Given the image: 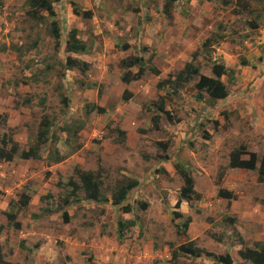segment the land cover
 I'll list each match as a JSON object with an SVG mask.
<instances>
[{
    "label": "rangeland",
    "instance_id": "1",
    "mask_svg": "<svg viewBox=\"0 0 264 264\" xmlns=\"http://www.w3.org/2000/svg\"><path fill=\"white\" fill-rule=\"evenodd\" d=\"M50 1L55 17L40 14L57 22L58 45L49 23L28 20L27 0H0V46L7 48L0 53V140L5 136L19 151L29 149L44 117L57 138L45 145L40 160L0 162L4 259L12 264H217L213 257L177 253L179 245L193 240L214 256L229 254L232 264H250L237 252L241 241L250 248L264 246V178L255 170L229 167V156L241 151V159L255 154L259 161L264 155V0ZM75 7L91 11V18L75 16ZM220 24L222 40L203 49ZM73 29L87 54L67 52ZM68 57L88 62L87 73L80 65L67 70ZM129 57L142 58L147 68L155 65L158 75L146 71L127 89L119 83L126 72L120 61ZM187 63L208 77L214 64L223 65L231 73L220 78L227 97L211 101L204 94L197 101L198 77L175 96L168 85L157 88ZM125 88L132 94L128 101L122 99ZM156 142L168 149H158ZM55 147L64 158L50 163L47 148ZM164 154L168 161H159ZM176 164L190 171L201 196L178 209L183 183ZM83 171L100 173L104 198L133 175L141 186L120 205L111 198L88 202L70 185L79 184ZM219 189L235 198H219ZM23 196L30 197L26 207ZM174 211L182 218L173 220ZM187 217L191 222L183 230Z\"/></svg>",
    "mask_w": 264,
    "mask_h": 264
},
{
    "label": "trees",
    "instance_id": "2",
    "mask_svg": "<svg viewBox=\"0 0 264 264\" xmlns=\"http://www.w3.org/2000/svg\"><path fill=\"white\" fill-rule=\"evenodd\" d=\"M58 1V0H54ZM28 6H29V14H28V20L31 22H37L40 25H46L49 23V34L54 38V41L56 45H58V40L60 37L57 22L55 20H52L50 22H47L46 16H43L40 14V12H45L48 17H55V12L52 6V1L50 0H27ZM225 3V2H224ZM73 5V4H72ZM75 6V5H73ZM242 7L245 8L244 4H241ZM73 14L75 16H82V18H91L92 13L89 10H81L78 7L74 8ZM258 15H256L255 18H257ZM252 25V24H250ZM223 25L220 24L217 28V32H214L210 35L209 38H207L203 44L202 48L206 49L207 47H211L213 44H218L223 36L219 32L221 29H223ZM255 29V28H254ZM78 31L76 29H73L69 34V40L66 43V49L68 53H81V54H87V45L85 42L80 40L77 37ZM126 46H123V49H125ZM7 50L6 46H0V53H3ZM12 51H14V48H12ZM196 57L193 56V59ZM78 61V62H77ZM148 61V60H147ZM149 63V62H148ZM67 64V70L75 69L78 65L81 67V71H84L87 73L89 65L86 62L79 61L76 59H73L71 57H68L66 59ZM145 61L142 58L138 57H129L126 59H123L120 61V67L123 68L126 72H124L121 75V82L124 85H128L129 83L133 81H137L141 79L146 71L151 72L152 74L158 75V70L153 67H146ZM137 66V72L134 74H131L132 69ZM212 74L214 77H207L199 73V70L191 65V63H187L184 67V69L180 72H178L176 75V78L169 77L166 81H162L157 84V88H162L166 85L169 87L170 93L175 96L178 94V92L184 88V85L192 80L193 77H198L197 82L195 83L194 87L197 91L196 93V100L202 101L204 98V94L207 95L208 99L211 101H217V100H223L227 97V91L225 85L220 81V78L224 75L231 74L230 72H227L223 65L221 64H214L212 66ZM132 95L129 91L124 90L122 93V99L124 101H128ZM164 103L158 104L156 106V109L159 112L163 111ZM90 111L96 110L98 113H102L104 110L103 108L94 107V106H88ZM165 114V113H164ZM156 119V118H155ZM1 120V116H0ZM157 120V119H156ZM155 122V120H153ZM54 125L52 122L48 121L47 117H44L41 122L38 125L37 133H36V140L34 142V145L31 146L27 150L19 151L18 144L11 139H6L5 136L2 137L0 140V162H12L14 158L18 157L19 159H22L24 161L28 160H40L42 159V151L45 145L51 146L52 144H55L57 142V138L54 134L51 133L52 127ZM80 128H83V124H79ZM78 128L77 130H79ZM67 128H64L63 131L65 132ZM120 133V132H118ZM52 134V135H51ZM122 135H125L124 132H121ZM162 142H156L155 146L162 150L168 149V144H164ZM45 149V148H44ZM49 152V156H47V160L50 161V163H59L63 160L64 156L60 155L57 147L53 149V151L49 148H47ZM53 152V153H51ZM242 154L241 151L239 152H232L230 154V161H229V167L234 168H241L246 170H255L259 176L260 179L264 178V155L261 157V159L258 161L257 156L255 154H250L249 159L243 160L241 159ZM159 161H167L168 160V154H164L163 158L160 157ZM259 163V164H258ZM176 173L181 177L182 179V186L179 189L178 196H177V203L174 207V209H178L179 205L182 202L186 203H192L195 201H199L201 196H199L200 193L195 191V183L191 176L190 171L183 165V164H176L175 166ZM79 184L77 185L73 182H70V185H72L73 191L76 190H82L84 193V196L88 202H94V203H106L108 202V199H112V203L114 205H120L124 200L128 197V194L130 191L135 189L137 187V181H135L132 178H126L125 182L123 184H119L117 189H114L110 198H104V195L101 192V186H100V173L98 172H79L78 174ZM125 183V184H124ZM74 193V192H73ZM219 198L230 200L231 198H235L234 195L225 190V189H219L217 193ZM30 201L29 196H23L22 200V206L26 207ZM173 214V220H178L182 218V215L178 211L172 212ZM5 216L9 222H12L14 220V216L5 213ZM63 216V215H62ZM191 222V218L187 217L186 220L181 223L182 229H187L189 223ZM231 222H234V220H231ZM120 228L118 230L119 235L121 234L122 230V224H119ZM15 228L19 229L20 224L16 223ZM176 234L180 235V225L179 223L176 224ZM241 241V240H240ZM242 247L238 251L239 257L244 262H249L250 264H264V246L262 244H256L254 248H250L247 245H244V243L241 241ZM177 253L184 257H193V258H202V257H213L215 262L217 264H232L233 260L232 257L227 254L225 256H214L212 253L207 252L206 249L201 248L196 245L195 241H187L185 243H182L177 248ZM176 256V252L172 253V257ZM0 264H12L11 262H8L4 259V256L0 250Z\"/></svg>",
    "mask_w": 264,
    "mask_h": 264
},
{
    "label": "crops",
    "instance_id": "3",
    "mask_svg": "<svg viewBox=\"0 0 264 264\" xmlns=\"http://www.w3.org/2000/svg\"><path fill=\"white\" fill-rule=\"evenodd\" d=\"M81 61H83V62H86L85 60H82V59H80ZM86 63H88V62H86ZM154 67L157 69V70H159V68H157L155 65H154ZM120 80V79H119ZM134 82H136V81H133V82H131V83H129L128 85H124L122 82H121V80L119 81V83H121V84H123L127 89H131L130 87L131 86H129V85H131V84H133ZM128 86H129V88H128ZM126 88H125V90H126ZM168 161V160H167ZM3 163V162H2ZM4 163H6V162H4ZM164 164V163H163ZM1 165V164H0ZM131 178L132 179H134L135 181H137V187L135 188V189H133L134 191L135 190H137L138 188H139V186H141V181H140V179L138 178V177H136L135 175H133V176H131ZM132 190V191H133ZM128 198V197H127ZM2 206H3V204H2ZM1 206V207H2Z\"/></svg>",
    "mask_w": 264,
    "mask_h": 264
},
{
    "label": "clouds",
    "instance_id": "4",
    "mask_svg": "<svg viewBox=\"0 0 264 264\" xmlns=\"http://www.w3.org/2000/svg\"><path fill=\"white\" fill-rule=\"evenodd\" d=\"M207 77H208V76H207ZM213 77H214V76H213ZM127 91H128V90H127ZM130 94H131V93H130ZM131 95H132V94H131ZM131 97H132V96H131ZM131 97H130V98H131ZM175 172H176V171H175ZM109 200H111V199H109ZM111 203H112V202H111ZM28 204H29V203H28ZM240 249H241V248H240ZM240 249H239V250H240ZM239 250H238V251H239ZM237 254H238V252H237ZM238 256H239V255H238Z\"/></svg>",
    "mask_w": 264,
    "mask_h": 264
}]
</instances>
